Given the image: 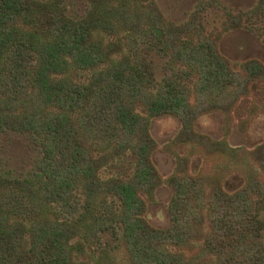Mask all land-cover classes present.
Listing matches in <instances>:
<instances>
[{
    "label": "trees",
    "instance_id": "1",
    "mask_svg": "<svg viewBox=\"0 0 264 264\" xmlns=\"http://www.w3.org/2000/svg\"><path fill=\"white\" fill-rule=\"evenodd\" d=\"M66 6L0 0V131L28 134L38 150L20 179L0 157V264H121L120 251L124 264H264V142L234 154L194 130L201 114L231 109L264 83V63L230 61L217 34L239 28L264 43V0L241 10L199 0L181 23L157 0H88L82 16ZM210 9L223 13L213 31ZM72 70L92 74L82 81ZM166 113L205 155L238 158L243 184L228 191L225 175L181 164L167 179L170 223L157 228L143 193L164 181L149 120ZM126 153L130 175H100Z\"/></svg>",
    "mask_w": 264,
    "mask_h": 264
},
{
    "label": "rangeland",
    "instance_id": "2",
    "mask_svg": "<svg viewBox=\"0 0 264 264\" xmlns=\"http://www.w3.org/2000/svg\"><path fill=\"white\" fill-rule=\"evenodd\" d=\"M222 1L234 10L247 9L258 2V0ZM157 2L165 16L181 23L191 17L199 0ZM65 3L68 14L72 16L84 15L88 7V0H65ZM204 20L207 29L213 31L221 28L223 13L210 9L205 13ZM217 34L219 49L230 61L236 63L258 59L264 63V43L255 34L239 28L223 30ZM91 74L78 73L76 70L72 72L74 79L82 81H87ZM250 92L249 96L241 98L231 109L212 110L201 114L194 122L195 132L210 142L234 148V154L241 149L252 150L260 146L264 142V83H255L251 86ZM138 111L146 114L145 108L141 105L138 106ZM149 121L150 133L156 142L153 161L164 179L152 194L143 193L147 203L145 218L149 224L157 228H166L169 225L168 208L173 190L167 179L181 167V164L193 174L204 173L213 177L225 175L224 186L228 191H234L243 184V176L237 170L239 159L232 154L223 155L220 152L205 155L207 150L203 149L204 145L185 136L184 125L179 116L166 113L152 116ZM37 155V147L28 134L13 128L0 131V157L7 177L14 179L24 177L35 166ZM132 161L129 153L119 156L115 161L106 164L100 175L105 179L120 174L130 175L134 169ZM262 217L264 218V210ZM108 238L110 239L109 236ZM113 243L111 241V244ZM86 255H81L80 261L83 263L87 261ZM125 259L124 252L120 251V263H126Z\"/></svg>",
    "mask_w": 264,
    "mask_h": 264
}]
</instances>
